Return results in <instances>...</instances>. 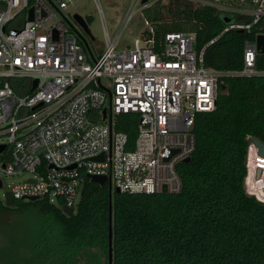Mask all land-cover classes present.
<instances>
[{
  "label": "built area",
  "instance_id": "obj_1",
  "mask_svg": "<svg viewBox=\"0 0 264 264\" xmlns=\"http://www.w3.org/2000/svg\"><path fill=\"white\" fill-rule=\"evenodd\" d=\"M69 1L0 0L2 185L1 175L31 172L8 187L13 200L36 197L74 209L81 183L91 175L105 176L120 192H179L177 165L195 149L197 113L216 108L224 77L264 76L255 64V39L244 42L241 68L212 69L205 66L204 47H197L194 33L171 31L156 40L143 15L139 36L118 47L133 13L156 1L131 0L114 36L103 25L104 48L93 56L65 20ZM242 13L257 22L264 0ZM250 25L230 22L224 31ZM122 114L137 115L133 140L116 128ZM254 138L247 146L244 189L264 203V155Z\"/></svg>",
  "mask_w": 264,
  "mask_h": 264
},
{
  "label": "trees",
  "instance_id": "obj_2",
  "mask_svg": "<svg viewBox=\"0 0 264 264\" xmlns=\"http://www.w3.org/2000/svg\"><path fill=\"white\" fill-rule=\"evenodd\" d=\"M142 12L156 40L194 33L212 69L241 68L244 42L264 34V16L253 23L248 13L192 0H156ZM230 22L251 25L224 31ZM255 64L264 69V52ZM137 119L118 115L116 128L133 140ZM194 132L190 161L177 165L179 192L112 193V264H264V203L244 189L249 140L264 142V76L224 77L216 108L197 113ZM108 202V185L86 177L71 215L45 199L7 206L0 197V232L8 236L1 263L108 264ZM28 211L42 219L35 231L11 223Z\"/></svg>",
  "mask_w": 264,
  "mask_h": 264
},
{
  "label": "rangeland",
  "instance_id": "obj_3",
  "mask_svg": "<svg viewBox=\"0 0 264 264\" xmlns=\"http://www.w3.org/2000/svg\"><path fill=\"white\" fill-rule=\"evenodd\" d=\"M166 3L168 0H161ZM213 2L218 10L224 12H251L257 6L259 0H205ZM131 0H70L67 7L63 10L66 16V21L73 24L79 31L82 38L85 40L87 47L92 52L93 56H98L99 50L104 48L105 35L103 25L106 26L109 35L112 37L120 29L125 14L129 8ZM151 2L150 4H152ZM196 3V2H195ZM145 6V5H144ZM143 6V7H144ZM101 8L102 15L98 8ZM78 13L86 20L90 33H86L78 23L74 20L73 14ZM145 28L143 12L137 9L131 19L128 21L124 29L121 31L118 41V47L131 45L134 38L138 37L141 30ZM88 55L89 50L86 48ZM91 58V56H90ZM107 104V103H106ZM31 172H21L17 175H1L3 181L0 187V197L4 200V193L8 190L9 186L24 181L27 177L32 176ZM79 193L75 197V203L79 200ZM26 215V216H25ZM12 224L22 222V229L33 228L34 231L41 226L42 219L37 211H28L27 214L17 212ZM7 234L0 232V245L7 242ZM0 264L1 261H0Z\"/></svg>",
  "mask_w": 264,
  "mask_h": 264
},
{
  "label": "water",
  "instance_id": "obj_4",
  "mask_svg": "<svg viewBox=\"0 0 264 264\" xmlns=\"http://www.w3.org/2000/svg\"><path fill=\"white\" fill-rule=\"evenodd\" d=\"M146 0H142V3H145ZM31 18V15H30ZM73 18L74 20L79 24V26L81 28H83V30L86 33H90V30L87 26V23L84 19V17H82L80 14L78 13H74L73 14ZM228 21V20H227ZM255 44H256V49L258 52H264V34H258L255 37ZM37 80L34 79L33 80V87L36 85ZM253 142L258 146L259 148V154L260 155H264V146H263V142L260 141L258 138H254ZM5 149V144H0V153L2 151H4ZM191 156L186 157L183 162H188L190 161ZM90 180L92 182H96L99 183L100 185H104L107 184L108 185V191H109V202H108V264H112V193L113 192H120L119 189L116 187L114 190L112 189L110 182L107 180L106 181V177L102 176V175H91L90 176ZM2 183L0 180V187H1ZM163 192H166V188H163ZM36 197H30V200H35ZM4 203L7 206H11L14 203L12 194L7 191L5 192L4 195ZM63 212L66 215H71L75 209L72 206H66L63 205L62 208Z\"/></svg>",
  "mask_w": 264,
  "mask_h": 264
}]
</instances>
